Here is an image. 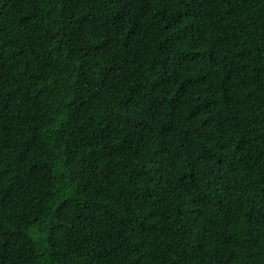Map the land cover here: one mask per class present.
I'll list each match as a JSON object with an SVG mask.
<instances>
[{
  "label": "trees",
  "instance_id": "16d2710c",
  "mask_svg": "<svg viewBox=\"0 0 264 264\" xmlns=\"http://www.w3.org/2000/svg\"><path fill=\"white\" fill-rule=\"evenodd\" d=\"M0 264H264V0H0Z\"/></svg>",
  "mask_w": 264,
  "mask_h": 264
}]
</instances>
